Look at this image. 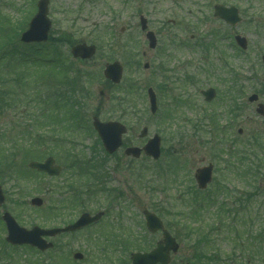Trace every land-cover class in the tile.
Returning a JSON list of instances; mask_svg holds the SVG:
<instances>
[{"label":"rangeland","instance_id":"rangeland-1","mask_svg":"<svg viewBox=\"0 0 264 264\" xmlns=\"http://www.w3.org/2000/svg\"><path fill=\"white\" fill-rule=\"evenodd\" d=\"M36 3L0 0V45L11 40L8 50L16 46V59L21 63L15 66L11 62V66L9 60L0 62V182L7 198L0 206V217L8 210L22 226L31 228L63 226L84 211L105 210L107 216L70 237H55V248L42 256L25 245H6V229L0 221V264H28L29 257L33 264L39 260L40 264H129L132 251L154 246L161 238L160 233L146 232L145 208L157 209L171 232L179 235L181 248L172 264L191 259L200 263L195 259L199 255L194 241L184 236L183 227L188 223L202 226L210 234L211 248L206 253L217 259H205L206 264H264V151L257 148L258 153L243 160L242 155L233 157L228 151L231 147L234 153L241 152L242 143H248L252 134H264V118L256 113V103L248 100L252 93H259L255 80H249L253 71L264 83V0H50V38L44 47H31L17 35L37 11ZM216 3L238 6L242 22L229 26L217 19L213 15ZM140 15L157 34L156 48L148 46ZM218 30L224 39L216 43L212 33ZM235 34L247 37V53L239 55L231 47ZM78 40L98 45L93 59L72 58L70 50ZM127 42L129 49L124 51ZM54 46L72 69L70 76L82 74L79 91L74 93L79 104L73 110L86 128L70 129L72 119H65L67 107L58 106L47 93L43 96L46 101L38 97L39 91L66 82L59 73L54 71L45 84H38L39 76L50 68L20 60L41 54L42 49V55L50 57L55 50L49 47ZM225 55L229 66L223 63ZM115 59L124 66L119 87L103 75L105 63ZM146 62L149 68L144 67ZM232 68L244 89L238 95L243 108L237 118L228 113L230 101L223 102L226 94L228 99L236 95L228 93ZM150 86L158 95L156 115L149 110ZM56 87L69 91L65 85ZM208 87L217 91L209 103L201 94ZM189 99L190 103L181 102ZM260 100L264 102V96ZM169 109H174L170 119L166 117ZM213 112L217 124L227 126L222 138L214 130L216 121L212 125L209 119ZM93 114L125 123L129 129L125 140L137 146L142 147L158 133L162 157L154 161L143 154L135 159L126 156L124 149L108 156L91 128ZM143 126L148 127V134L141 138ZM239 129H243L241 134ZM49 155L63 167L59 176L49 177L28 168L31 160L43 161ZM209 162L215 166L213 182L204 192L205 196L208 191L214 193V202L205 200L200 218L193 216L200 220L194 221L186 218L194 209V172ZM104 186L107 191L102 192ZM35 196L43 198L42 206L31 204ZM111 219L117 226L105 229ZM107 231L115 232L112 235L118 238L106 236ZM75 252L83 253L84 258L74 259Z\"/></svg>","mask_w":264,"mask_h":264},{"label":"water","instance_id":"water-1","mask_svg":"<svg viewBox=\"0 0 264 264\" xmlns=\"http://www.w3.org/2000/svg\"><path fill=\"white\" fill-rule=\"evenodd\" d=\"M49 0H39L38 2V12L32 18L29 23V27L21 35V40L25 43L32 42H44L49 37V31L51 29V20L48 17L49 11ZM215 15L225 19L228 23L237 24L242 20L239 15V10L235 6L226 7L221 4L215 5ZM142 29L147 28V20L141 17ZM147 37L150 41V47L154 48L156 46V37L153 32H148ZM238 44L243 48H247V39L242 36L236 37ZM72 53L75 57H80L83 59H88L94 56L96 53L95 45H88L86 43H78L72 47ZM264 60V57H263ZM104 74L107 78L111 79L115 83L121 81L123 75V66L120 62L115 61L113 63H107ZM206 95L207 100H211L215 91L209 89L203 92ZM149 97L151 102V111L156 112L157 101L156 95L152 88L149 89ZM258 99L257 95H252L250 101H256ZM257 112L264 115V105L259 104L257 107ZM93 124L102 138L103 144L106 150L110 153L115 152L122 145V135L126 132V127L119 122H102L97 116L93 118ZM147 133V128H144L141 136H145ZM161 138L159 135H155L151 138L143 148L139 147H129L126 149L127 155H132L139 157L141 151L144 150L149 156H153L155 159L160 157L161 154ZM55 160L53 158H48L45 162H31L30 166L36 168L39 171L47 172L49 175H58L61 171L59 166L54 165ZM212 169L213 166L209 165L196 170L195 178L199 184L200 188H206L207 184L212 180ZM5 200L2 186L0 184V204ZM34 205H41L43 203L42 199L34 198L32 200ZM147 227L150 231L156 232L163 229L162 220L154 213L145 210L144 211ZM101 213L97 214L95 217L90 216L88 213H84L74 224L69 225L65 228H54L49 230H43L40 227H33L31 230H27L21 227L16 219L9 213L6 212L3 215L8 228L7 240L14 244L29 243L34 246L45 250L51 247V243H47L43 239V235H56L64 231H72L93 222L100 218ZM164 239L159 241L156 248L149 252H137L132 254L131 264H169L171 261V251L176 253L179 249V244L176 239L167 231L164 230ZM76 258H82V254L77 253Z\"/></svg>","mask_w":264,"mask_h":264},{"label":"trees","instance_id":"trees-1","mask_svg":"<svg viewBox=\"0 0 264 264\" xmlns=\"http://www.w3.org/2000/svg\"><path fill=\"white\" fill-rule=\"evenodd\" d=\"M12 45L13 44L11 40L4 42L3 44L0 45V62H3V61L5 62L6 60H9L8 63L11 64V61L14 60L15 57H11V55H16L15 53H17L18 48L14 46V48H11L10 50H8L9 46H12ZM34 46L35 45H31V47H34ZM42 46L44 47V45ZM79 76L80 75H78V81H79ZM263 140H264V134L262 132H258V133L252 134L251 137H249L248 143H242V146L244 148L241 151V153L242 155L245 156V159L248 158V156H251L252 154L258 153L257 148H259L261 151H264V145L262 143ZM246 154H249V155H246ZM200 232H201V229L199 227L193 228L188 225L186 226L185 236L190 238L192 241H194L195 244L193 245H195L197 253H199L198 254L199 256L197 257L199 260L206 256L205 249L203 246H201L203 241L205 240L204 239L205 237L201 235ZM197 234L201 237L196 238ZM206 258L210 259L211 257L207 256Z\"/></svg>","mask_w":264,"mask_h":264},{"label":"flooded vegetation","instance_id":"flooded-vegetation-1","mask_svg":"<svg viewBox=\"0 0 264 264\" xmlns=\"http://www.w3.org/2000/svg\"><path fill=\"white\" fill-rule=\"evenodd\" d=\"M116 198H117V196H115ZM112 200H110V202H111ZM104 213L106 214V211L104 210ZM107 216V215H106ZM105 216V217H106ZM113 218H116L117 219V217H116V215H114L113 216ZM105 219V218H104ZM112 221V222H111ZM111 221L109 222V223H107L106 224V226H105V229L107 228V227H111L112 226V229H114V226H117V222L115 221V220H113V219H111ZM114 231V230H113ZM113 231H107L108 233H111V232H113ZM115 232H113V233H111V234H109V236L111 235L112 237H113V235L112 234H114ZM115 238H118V236H115L114 235V237H113V239H115Z\"/></svg>","mask_w":264,"mask_h":264}]
</instances>
